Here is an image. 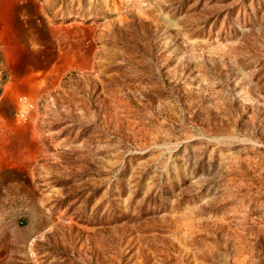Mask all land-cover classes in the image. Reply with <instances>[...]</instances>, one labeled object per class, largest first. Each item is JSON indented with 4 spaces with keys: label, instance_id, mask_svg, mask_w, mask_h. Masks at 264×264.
<instances>
[{
    "label": "rangeland",
    "instance_id": "1",
    "mask_svg": "<svg viewBox=\"0 0 264 264\" xmlns=\"http://www.w3.org/2000/svg\"><path fill=\"white\" fill-rule=\"evenodd\" d=\"M0 264H264V0H0Z\"/></svg>",
    "mask_w": 264,
    "mask_h": 264
},
{
    "label": "crops",
    "instance_id": "2",
    "mask_svg": "<svg viewBox=\"0 0 264 264\" xmlns=\"http://www.w3.org/2000/svg\"><path fill=\"white\" fill-rule=\"evenodd\" d=\"M18 35H19L18 42L20 44L19 46H20V49H21L22 48V44L24 42L23 36L25 34L20 30V32H18ZM22 50H23V48H22ZM75 54L76 53L72 54V59H76V55ZM28 57H29V54H27L25 57L19 56L20 61H24L25 59H28ZM69 59L70 58H69V56L67 57L66 52L63 53L61 49L58 52L55 53L54 58H53V64H52V67H53L52 68V73H53V75L51 77V82H50L52 85L56 84L59 81V79L67 72V70H68V63L67 62H68ZM43 82H45V80ZM28 157H29V159H34L35 158V150L34 149L30 148Z\"/></svg>",
    "mask_w": 264,
    "mask_h": 264
}]
</instances>
